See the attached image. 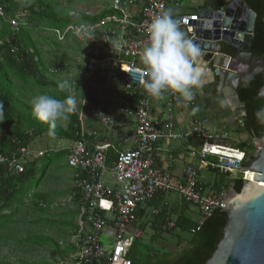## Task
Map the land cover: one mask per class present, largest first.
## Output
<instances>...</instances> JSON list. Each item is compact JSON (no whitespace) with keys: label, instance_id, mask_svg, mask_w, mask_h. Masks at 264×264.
<instances>
[{"label":"built area","instance_id":"2783aa9c","mask_svg":"<svg viewBox=\"0 0 264 264\" xmlns=\"http://www.w3.org/2000/svg\"><path fill=\"white\" fill-rule=\"evenodd\" d=\"M166 4L167 0H114L109 8L113 12L93 22L80 21L51 28L58 40L73 38L82 45L80 68L83 78L79 88L89 90L97 101L91 102L84 98L89 115L109 128L116 125L133 127V139L126 148H123L128 141L129 131L126 130L123 135L115 137L113 143L98 141L92 145L89 138L97 136V132L92 130L88 133L78 132L75 135L84 138H76L68 141L66 146H58V149L68 150L66 163L74 170L72 193L80 194L82 199V217L77 230L72 233V244L77 250L72 258L74 264H132L127 254L134 238L141 233L135 228L131 234L138 220L137 212L148 205L157 193H176L186 203L197 208L200 214L198 225L215 209L225 206L223 197L228 190L212 186L204 188L196 168L186 166L183 179L175 181L170 169H160L155 165L156 143L180 137L174 130L172 114L173 105L180 102L178 94L165 92L166 116L151 121L149 109L152 96L143 88L146 69L141 61V53L148 41L147 28L152 18L165 10ZM179 20L180 26L191 33L195 27L191 21H206L208 18L192 14L179 17ZM9 22L13 30L19 28L17 19ZM86 28L91 29L95 39L90 40L85 36ZM58 71L61 72V69H53L55 73ZM108 85L117 87L113 92L118 100L115 116L104 109ZM69 87L71 95L76 96V89ZM191 134L201 141L199 157L205 166L209 165L205 161L206 156H215L217 161L210 165L220 173L231 177L237 173L243 179L242 164L246 154L230 141L228 133L208 131L202 123L197 122ZM254 145L257 149L255 142ZM110 148L116 156L108 164L107 151ZM221 149L231 152V157L225 158L219 151ZM45 152L16 146L5 154L0 152V165H5L9 172L19 173L24 170L26 163L43 156ZM106 173H109L112 185H109ZM168 226L172 227L173 222H169ZM103 235L111 241L110 244H103Z\"/></svg>","mask_w":264,"mask_h":264},{"label":"trees","instance_id":"16d2710c","mask_svg":"<svg viewBox=\"0 0 264 264\" xmlns=\"http://www.w3.org/2000/svg\"><path fill=\"white\" fill-rule=\"evenodd\" d=\"M244 3L256 13L251 53L257 58H262L264 62V25L261 20L264 0H244ZM0 5L3 11V14L0 15V106L3 108V119L0 120V152L5 154L16 146L32 149L33 139L49 132V124L37 119L32 108L21 103L19 87L31 85L39 89L42 94L47 91L49 92L48 96L60 100L69 96L66 86L63 90L59 87L64 82L54 77L56 73L53 72L52 63L47 65L41 58L36 42L32 38L33 32L39 29L65 27L70 23L80 21L93 22L113 11L107 8L96 15L87 16L81 13L80 17H75L70 16L67 8L61 7L60 4L51 0H0ZM219 5V1L211 3L213 9H218ZM19 14H23L24 17ZM11 19L18 20L19 28L17 30H12L9 22ZM70 42L76 44L73 38H70ZM54 44L59 49L65 47L59 42L54 41ZM221 50L230 56H234L237 52L235 47L224 43ZM260 79V74L255 77H247L236 90L246 112L242 127L252 140L259 138L264 129L263 112L260 111L263 109L264 102L262 99L254 98L261 86ZM82 96L85 95L82 94ZM66 123L65 129H61L59 125L56 126L55 136L57 138L66 141L84 138L81 135H75L81 132L77 110L69 116ZM27 128H30L31 132ZM251 139L237 145L246 154L243 167L253 160L256 151ZM67 152V149L48 150L41 156H47L46 162L41 167L39 166L41 157H39L26 163L24 170L19 173L9 172L5 169V165H0V230L6 228L14 216L19 213L18 204L24 197H31L30 203L33 208L42 211V202L47 203L48 199L47 195L37 192V187L48 178L54 164L66 160ZM107 156L108 164H110L115 159L116 153L110 148L107 151ZM214 160L217 161L216 158ZM38 169L39 173H37ZM223 175H225L224 182H215L213 187L225 190L233 189L239 192L242 186L241 178H229L227 174ZM34 177L35 180L32 181ZM162 195V193H157L147 205L156 209L152 220L142 221L141 218L145 211L140 209L137 212L136 225H138V221L139 223L141 221L138 226L141 233L148 224L150 225L153 230V235L150 237L151 242L160 239L162 233L167 232L176 239L175 247L170 249L156 244L151 246L150 243L143 242L139 235L134 238L129 248L127 254L129 259L132 264H203L213 252L218 241L220 229L225 224V212L220 208L215 209L201 225L184 213L177 215L174 221H170V210L162 203ZM74 200L81 203V198L78 195H75ZM169 222H173L172 227L168 226ZM197 226H199L198 229H196ZM71 227L73 228L74 225ZM34 241L39 242V239ZM43 241L44 238H41L40 242ZM54 245L57 247L56 244ZM67 248H71V246L69 245ZM66 251H63V254ZM0 264L15 263L0 260ZM57 264H63V262Z\"/></svg>","mask_w":264,"mask_h":264},{"label":"rangeland","instance_id":"374dc122","mask_svg":"<svg viewBox=\"0 0 264 264\" xmlns=\"http://www.w3.org/2000/svg\"><path fill=\"white\" fill-rule=\"evenodd\" d=\"M51 1L57 2L61 7L67 8L70 15L78 17L81 13L87 16L99 14L102 10L112 7L114 0ZM19 16L24 17L23 14H19ZM183 28L185 29V27ZM32 38L36 42L43 61L47 65L52 63L53 69H62L61 72H56L54 77L63 81L65 86L77 89L76 85L82 79V69L80 68L83 59L82 45L79 42H76V44L71 43L70 38L64 41L58 40L51 29L36 30L33 32ZM54 41L61 43L65 47L62 49L57 48ZM18 90L21 95L19 100L23 105H29V108H32V99L38 95H42L39 89L31 85L19 87ZM44 92L43 95L49 94L47 91ZM78 117L85 125L88 124V121L95 122L84 105H82L81 111L78 108ZM57 125L61 129L67 127L66 121H58ZM27 129L31 132L30 128ZM60 144L66 146L68 145V141L62 138L59 139L57 136H49L48 133H45L35 137L31 143V147L35 151H48L58 149ZM46 160L47 156L41 157L39 166L41 167ZM64 162L54 164L51 167L52 170L48 178L37 187V192L47 195L48 199L47 203L42 202V211L33 208L30 203L31 197H24L21 199V203L18 204L20 208L19 213L14 216L12 222L6 228L0 230V260L15 264H57L59 262H67L66 264H69L68 259L73 258L71 257L73 256L71 248L67 247L73 239L71 226L77 224L81 219V203L75 201L71 194L70 179L72 180V170ZM37 173H39V169ZM105 177L107 180L112 181L109 173H106ZM236 177H239V174ZM34 180L35 177L32 181ZM168 198L171 201H178L180 199L175 193L169 194ZM150 214V211H147V217L145 216L143 221L149 222L152 220L153 216ZM185 214L195 222L200 220V214L197 208L193 206L186 209ZM176 217L177 214L170 210V221H174ZM140 223L138 221V225H133L131 234L134 233L135 228L138 229ZM140 235L141 240L145 243H150L151 246L156 244L173 249L176 244V239L172 238L167 232H163L160 239L151 242L150 237L153 235V230L149 224ZM126 236L130 237V235ZM41 238H44L43 242H40ZM36 239H39V242L34 241ZM101 240L103 244L111 243L105 235H103ZM63 251H66L65 254H63Z\"/></svg>","mask_w":264,"mask_h":264},{"label":"water","instance_id":"95a60500","mask_svg":"<svg viewBox=\"0 0 264 264\" xmlns=\"http://www.w3.org/2000/svg\"><path fill=\"white\" fill-rule=\"evenodd\" d=\"M222 1L224 4L219 9L198 12L208 20L200 25L191 21L195 27L186 34L200 50V59L208 61L215 79L227 87L230 104L243 121L245 106L236 90L247 77L261 75V86L254 98L264 102V62L251 53L256 13L244 0ZM261 20L264 25V9ZM219 42L235 47L236 54L230 56L222 52ZM253 140L257 144L253 160L242 167L244 177L240 191L229 189L223 197L225 206L221 210L226 214L225 224L213 252L203 264H264V129L261 136Z\"/></svg>","mask_w":264,"mask_h":264},{"label":"crops","instance_id":"0c3cea01","mask_svg":"<svg viewBox=\"0 0 264 264\" xmlns=\"http://www.w3.org/2000/svg\"><path fill=\"white\" fill-rule=\"evenodd\" d=\"M213 1H219L220 5L218 9L223 5L222 0H167L166 8L170 9L173 18L179 19L182 16H189L192 14H197L198 12H207L209 10H213L211 3ZM198 25L200 20H194ZM181 30L185 32L186 30L180 26ZM187 36V34H186ZM76 42V41H75ZM227 44L225 42H219L220 46ZM222 51V50H221ZM199 67L202 68V74L200 78V85L199 87L193 88L194 98L191 101H184L180 97V102L175 103L172 107V114H173V121H174V130L180 136L174 139H166V140H159L156 143L155 148V165L160 169H170L172 173V178L175 181H181L184 176V171L186 166H192L197 169L198 172V179L201 185L206 187H213V184L218 181L224 182L225 175L215 170L216 167L210 165L215 163L216 161L215 156L207 155L205 161L209 163V165L205 166L204 161L201 160L199 157V151L201 148V141L194 135L191 134V129L193 125L197 122L203 124L204 128L211 132H226L229 135L230 141L236 145L241 142H248L251 138L249 134L243 130L242 121L237 117L234 107L230 104L229 97L227 95V87L221 85L213 76L210 71L209 63L206 59L199 58ZM61 69V68H60ZM62 71V69H61ZM83 78V75L81 76ZM104 81V80H100ZM80 83L76 85V92L75 97L78 100V107L82 103V98L91 101L97 102L96 99L93 97L92 93L87 90L84 91L79 88ZM68 89V94L71 95V88L66 85ZM117 89V87H112L108 85L107 87V96L104 103L105 112L110 115H116L115 109L118 100L113 95V92ZM84 94L85 96L81 95ZM179 96V95H178ZM186 103V105L184 104ZM84 107L88 106L84 104ZM166 108L164 105V99L162 98H155L152 97L150 109H149V117L151 121H156L159 119H164L166 116ZM94 119V118H93ZM80 120V130L83 133H88L89 131H96L97 136L90 137L89 140L92 145H95L98 141L99 142H114V138L118 137L119 135H123V131H129L127 135L128 141L123 146V148L129 147L130 142L133 139V127L126 126L123 127L121 125H116L113 128H109L104 126L100 121L94 119L91 122L88 121V124H84ZM86 136V135H85ZM254 143V140L251 139ZM222 153L231 155V152L225 151L221 149ZM114 160V159H113ZM112 160V161H113ZM66 162V160H65ZM71 175L73 177L74 170L70 168ZM209 174V176H207ZM237 173H234L233 177L229 176V178H236ZM71 182V194L73 198L75 195H78L81 198L80 194L73 195V186L72 180ZM112 181L108 180L109 185H112ZM171 193H165L162 197V203L171 211L180 215L181 213L185 214V210L189 209L190 204L186 203L178 194L179 198L178 201H171L168 198V195ZM176 194V193H175ZM82 200V199H81ZM82 205L80 206L81 209ZM194 207V206H193ZM144 215L141 218L142 221L144 217L147 215V211H150V215L156 213V209L152 206H144ZM81 213V211H80ZM82 217V215H81ZM147 217V216H146ZM145 221V220H144ZM78 222L74 225L72 229V233L75 232L78 228ZM71 251L73 256L76 254L77 250L74 248L72 242L70 244ZM74 248V249H73ZM74 251H73V250ZM71 256V257H73ZM69 264H74L72 258L68 259ZM67 263V262H66ZM63 262V264H66Z\"/></svg>","mask_w":264,"mask_h":264},{"label":"clouds","instance_id":"9594fccd","mask_svg":"<svg viewBox=\"0 0 264 264\" xmlns=\"http://www.w3.org/2000/svg\"><path fill=\"white\" fill-rule=\"evenodd\" d=\"M147 31L148 41L141 53V61L146 69L143 88L155 98H162L165 92L171 91L182 100L191 101L194 98L193 88L199 87L202 74L199 67L200 50L181 30L170 9L161 10L155 15ZM84 34L90 40L95 39L91 29L86 28ZM116 46L119 47V44ZM59 87L63 90L65 84L61 83ZM83 101L79 105L80 111L86 103L84 97ZM31 106L36 118L49 124L48 135L54 137L57 122L67 121L76 112L78 101L72 95L60 100L42 94L32 99ZM260 111L264 112V109ZM2 119L3 108L0 106Z\"/></svg>","mask_w":264,"mask_h":264},{"label":"bare ground","instance_id":"6f19581e","mask_svg":"<svg viewBox=\"0 0 264 264\" xmlns=\"http://www.w3.org/2000/svg\"><path fill=\"white\" fill-rule=\"evenodd\" d=\"M210 149H213V148H210ZM215 149V148H214ZM219 151H221V150H219ZM222 153V152H221ZM222 155L225 157V158H230L231 157V155H229V154H225V153H222Z\"/></svg>","mask_w":264,"mask_h":264},{"label":"snow or ice","instance_id":"6c2138e0","mask_svg":"<svg viewBox=\"0 0 264 264\" xmlns=\"http://www.w3.org/2000/svg\"><path fill=\"white\" fill-rule=\"evenodd\" d=\"M195 19V18H194Z\"/></svg>","mask_w":264,"mask_h":264}]
</instances>
